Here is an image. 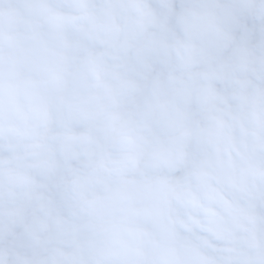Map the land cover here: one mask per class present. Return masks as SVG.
<instances>
[{
  "label": "clouds",
  "instance_id": "1",
  "mask_svg": "<svg viewBox=\"0 0 264 264\" xmlns=\"http://www.w3.org/2000/svg\"><path fill=\"white\" fill-rule=\"evenodd\" d=\"M0 264H264V0H0Z\"/></svg>",
  "mask_w": 264,
  "mask_h": 264
}]
</instances>
